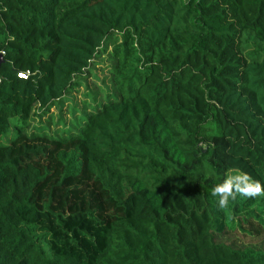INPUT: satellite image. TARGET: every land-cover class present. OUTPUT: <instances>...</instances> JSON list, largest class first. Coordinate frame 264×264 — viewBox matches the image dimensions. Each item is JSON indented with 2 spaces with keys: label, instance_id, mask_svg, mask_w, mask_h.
<instances>
[{
  "label": "trees",
  "instance_id": "obj_1",
  "mask_svg": "<svg viewBox=\"0 0 264 264\" xmlns=\"http://www.w3.org/2000/svg\"><path fill=\"white\" fill-rule=\"evenodd\" d=\"M1 53L0 264H264L211 195L264 183V0H0Z\"/></svg>",
  "mask_w": 264,
  "mask_h": 264
},
{
  "label": "clouds",
  "instance_id": "obj_2",
  "mask_svg": "<svg viewBox=\"0 0 264 264\" xmlns=\"http://www.w3.org/2000/svg\"><path fill=\"white\" fill-rule=\"evenodd\" d=\"M211 195L218 197V207L225 209L238 195L248 199L264 197V183L250 173L238 170L235 174H226L222 182L214 185Z\"/></svg>",
  "mask_w": 264,
  "mask_h": 264
},
{
  "label": "rangeland",
  "instance_id": "obj_3",
  "mask_svg": "<svg viewBox=\"0 0 264 264\" xmlns=\"http://www.w3.org/2000/svg\"><path fill=\"white\" fill-rule=\"evenodd\" d=\"M253 42H249L248 44V48H252L253 47ZM110 49V47H109ZM108 70L107 67V62L105 60V54L100 55L98 58H96L95 62H94V66L92 67L88 77L86 80H84V82H82L78 87H76V89L72 90V92L67 96V98H69V100L75 101L78 106L80 105L81 100L83 99V94L86 90L85 85H89L91 88H93L94 90L97 89V87L101 84V80L104 76V73H106ZM73 103H70V101H65L62 110L64 115L67 117H69L68 112H69V108L72 106ZM59 112L58 108L56 106L51 107L49 109V111L45 114H43L42 116H34L33 121L31 122V125L35 126V125H39L41 122L45 123L47 118L50 116H56V114ZM236 172L234 171H229L227 174H235ZM226 216L229 217L230 213L227 212Z\"/></svg>",
  "mask_w": 264,
  "mask_h": 264
},
{
  "label": "built area",
  "instance_id": "obj_4",
  "mask_svg": "<svg viewBox=\"0 0 264 264\" xmlns=\"http://www.w3.org/2000/svg\"><path fill=\"white\" fill-rule=\"evenodd\" d=\"M0 55H2V53ZM19 76L22 77V78H24L26 76V74L20 73Z\"/></svg>",
  "mask_w": 264,
  "mask_h": 264
}]
</instances>
